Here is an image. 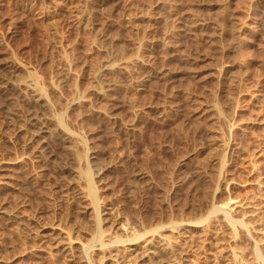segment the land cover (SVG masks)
<instances>
[{
	"label": "rangeland",
	"instance_id": "374dc122",
	"mask_svg": "<svg viewBox=\"0 0 264 264\" xmlns=\"http://www.w3.org/2000/svg\"><path fill=\"white\" fill-rule=\"evenodd\" d=\"M0 166V264H264V0H0Z\"/></svg>",
	"mask_w": 264,
	"mask_h": 264
},
{
	"label": "bare ground",
	"instance_id": "6f19581e",
	"mask_svg": "<svg viewBox=\"0 0 264 264\" xmlns=\"http://www.w3.org/2000/svg\"><path fill=\"white\" fill-rule=\"evenodd\" d=\"M3 167H6V165ZM1 181H4L5 183V179H2ZM36 234L39 235L44 242L50 244L65 256L72 250L71 248L73 247L74 243L73 240H71L65 232L57 229L56 227L39 225Z\"/></svg>",
	"mask_w": 264,
	"mask_h": 264
}]
</instances>
